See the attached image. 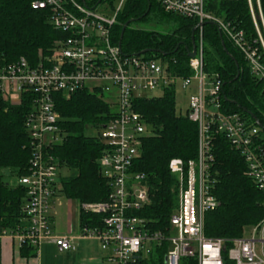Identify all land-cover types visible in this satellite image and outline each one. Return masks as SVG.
Wrapping results in <instances>:
<instances>
[{
  "label": "built area",
  "instance_id": "2783aa9c",
  "mask_svg": "<svg viewBox=\"0 0 264 264\" xmlns=\"http://www.w3.org/2000/svg\"><path fill=\"white\" fill-rule=\"evenodd\" d=\"M125 0L111 15L97 12L78 0H34L33 10H48L50 26L65 35L55 42L50 55L36 67L20 58L0 59V101L11 106L30 103L24 129L31 152L26 176L17 185L26 190L22 205L23 226L15 232L0 231L17 249L31 247L39 256L42 244L60 252L74 251L73 239L56 236L51 230V203L60 195V168L51 150L63 140L60 115L55 110L57 94L69 98L86 91L101 96L114 108L115 116L102 124L97 134L105 151L99 160L102 178L111 192L100 203L79 204V212L102 216L99 226H80V238L96 241L100 264H138L155 249L167 245L163 264H180L195 259L197 264H264V219L231 240L204 235L205 214L217 208L211 194L214 162L213 145L225 139L246 164L245 175L264 194V137L254 120L227 112L221 105L222 82L204 71L202 28L199 26L194 57L188 58V76L169 70L166 62L145 54L125 56L112 40L115 17ZM165 13L193 19L197 24L212 23L243 56L250 73L264 82V15L259 0H246L255 35L247 37L229 23L204 9V0H157ZM190 52V50H189ZM191 89L186 117L197 127V154L194 160L171 159L167 168L177 180V206L164 231H152L147 220L136 213L149 205L144 177L131 172L141 154L144 137L151 127L135 112V102L145 93Z\"/></svg>",
  "mask_w": 264,
  "mask_h": 264
},
{
  "label": "trees",
  "instance_id": "16d2710c",
  "mask_svg": "<svg viewBox=\"0 0 264 264\" xmlns=\"http://www.w3.org/2000/svg\"><path fill=\"white\" fill-rule=\"evenodd\" d=\"M34 0H0V59L15 62L25 59L31 67L50 55L55 42L65 35L49 24L48 10H33ZM80 1V0H78ZM90 0L89 7L96 8L113 0ZM264 15V0H259ZM204 9L216 18L229 23L247 37L255 35L246 0H204ZM121 52L125 56L141 54L147 58L166 62L169 70L188 76L187 52L191 50V30L196 20L165 13L157 0H125L115 17L112 40L117 45L123 25ZM141 25L144 28H134ZM147 27H157L153 31ZM165 30V31H163ZM204 71L217 76L221 82V105L229 113H237L247 120L254 116L264 137V82L249 71L241 53L217 28L207 24L202 28ZM197 33L193 41L196 44ZM223 41L227 53L221 48ZM239 74L236 78V74ZM55 110L60 115L59 127L63 140L51 150L60 168L75 170L76 176L60 177V195L78 204L100 203L107 199L111 184L102 178L99 160L105 146L98 136H86L88 128L98 129L114 118V108L93 93L78 91L68 99L54 96ZM30 103L11 106L0 101V231L15 232L23 226L22 205L26 190L20 185H10L8 179L17 181L29 170L31 152L24 129V119ZM135 112L150 125L152 135L144 137L141 154L133 163L131 172L144 177L149 205L136 215L148 221L152 231H164L169 217L177 206V180L167 168L171 159L183 162L194 160L197 154V127L186 117L176 113L175 91L165 90L157 97L140 98L135 102ZM214 162L211 194L218 206L205 214L204 235L207 238L231 240L240 238L243 231L264 219V194L245 175L246 164L222 137L213 145ZM5 172V173H4ZM79 226H99L102 216L79 212ZM226 244L223 264L227 260ZM168 249L163 245L138 264H163ZM25 258L35 256L31 247L19 250ZM180 264H197L195 259H182Z\"/></svg>",
  "mask_w": 264,
  "mask_h": 264
},
{
  "label": "rangeland",
  "instance_id": "374dc122",
  "mask_svg": "<svg viewBox=\"0 0 264 264\" xmlns=\"http://www.w3.org/2000/svg\"><path fill=\"white\" fill-rule=\"evenodd\" d=\"M84 1L90 2V0H84ZM119 1L120 0H113L111 6L108 5L107 3L99 5L96 7L95 10L105 15H111L113 10L116 9ZM134 28H144V27L141 25H136L134 26ZM147 29L157 32L161 31V29H158L157 27H147ZM176 86L177 88L175 92V110L177 114L183 116L185 114V110L187 107V97L193 92V90L191 89H187L185 91L181 90L179 88V82H177ZM159 95H160L159 92L145 93L146 97H157ZM99 132H100L99 129L88 128L84 133L86 136H97ZM59 173L61 177H73L77 175V172L75 170H67V169H61ZM8 182L12 186L17 184L16 183L17 181L12 179H8ZM59 201L63 205L66 204V213L70 212V215L69 217H66V219L62 217V219H60V221L53 226L55 228L53 230H55V232L58 234H66L67 236L70 237L80 236V226L78 219L79 216L78 202L65 199L62 196L59 198ZM83 244L84 247L82 249L77 248L76 252H70L68 254L58 252V250L55 249L54 247L48 248L45 245H43L39 250L40 264H86L84 260L86 256H88V254H86V250L88 249L90 250V248L88 247L89 242L84 241ZM99 252H100L99 248L97 247L96 248L97 256H100ZM89 257H92V255Z\"/></svg>",
  "mask_w": 264,
  "mask_h": 264
},
{
  "label": "crops",
  "instance_id": "0c3cea01",
  "mask_svg": "<svg viewBox=\"0 0 264 264\" xmlns=\"http://www.w3.org/2000/svg\"><path fill=\"white\" fill-rule=\"evenodd\" d=\"M60 197L61 195H57L56 198L51 203V208H52L51 210V230L54 232L56 236L70 237V236H67L66 234H58L55 232V230H53L55 229L53 226L56 225L60 221V219H62V217L66 219V217H69L70 215V212L66 213V204L63 205L59 201ZM70 238L73 239V245L75 247L74 251L61 252V253L68 254L70 252H76L77 248L82 249L84 247L83 242L85 241V242H89L88 247L90 248V250L89 249L86 250V254H88V256H86V258L84 259L86 264H100L101 263L100 261L101 253L99 252L100 256L96 255V248L98 247V244L96 241L82 239L80 238V236L70 237ZM43 245H45L48 248L54 247L53 245H50V244H42L41 247ZM58 252L60 251L58 250ZM91 255L92 257H89ZM0 264H40V257L39 256L37 257L36 255L32 258L22 257L20 255L19 250L15 246L14 242L9 239L4 238L0 241Z\"/></svg>",
  "mask_w": 264,
  "mask_h": 264
},
{
  "label": "water",
  "instance_id": "95a60500",
  "mask_svg": "<svg viewBox=\"0 0 264 264\" xmlns=\"http://www.w3.org/2000/svg\"><path fill=\"white\" fill-rule=\"evenodd\" d=\"M99 1H101V0H98L97 3H99ZM81 2L84 3V0H81ZM131 22H132V20L127 21V22L123 25V27H122V29H121V32H120V35H119V42H118V48H119V49H120V40H121L122 34H123L125 28H126ZM207 24L212 25V23L196 24V25L192 28V30H191V50H190V52H189L188 50H186V52H187V57H188V58L191 59V58L194 57V41H193V36H194L195 31L197 30V28H198L199 26H204V25H207ZM220 43H221V48H222L223 52H224L225 54H227V55L229 56V58H230V59L236 64L235 60H234V59H233V58L227 53V51H226V49H225V47H224V43H223L222 40L220 41ZM146 53H153V51H152V50H146V51L141 52V54H146ZM238 75H239V74L237 73V74H236V78L238 77ZM248 115L250 116V118H251L252 120H254V123H255L257 126H259V122L255 119V117L252 116V115H250V114H248Z\"/></svg>",
  "mask_w": 264,
  "mask_h": 264
}]
</instances>
